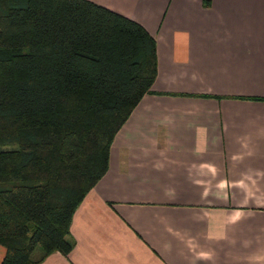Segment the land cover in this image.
<instances>
[{
  "label": "crops",
  "instance_id": "obj_1",
  "mask_svg": "<svg viewBox=\"0 0 264 264\" xmlns=\"http://www.w3.org/2000/svg\"><path fill=\"white\" fill-rule=\"evenodd\" d=\"M92 1L154 37L157 73L39 264H264V0Z\"/></svg>",
  "mask_w": 264,
  "mask_h": 264
},
{
  "label": "trees",
  "instance_id": "obj_2",
  "mask_svg": "<svg viewBox=\"0 0 264 264\" xmlns=\"http://www.w3.org/2000/svg\"><path fill=\"white\" fill-rule=\"evenodd\" d=\"M156 73L154 37L126 15L92 0H0V264L68 255L72 216Z\"/></svg>",
  "mask_w": 264,
  "mask_h": 264
},
{
  "label": "rangeland",
  "instance_id": "obj_3",
  "mask_svg": "<svg viewBox=\"0 0 264 264\" xmlns=\"http://www.w3.org/2000/svg\"><path fill=\"white\" fill-rule=\"evenodd\" d=\"M39 252H40L39 247H37L35 253L38 254Z\"/></svg>",
  "mask_w": 264,
  "mask_h": 264
}]
</instances>
